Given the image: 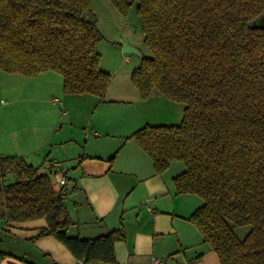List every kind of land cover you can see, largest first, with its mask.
I'll list each match as a JSON object with an SVG mask.
<instances>
[{
  "label": "trees",
  "instance_id": "1",
  "mask_svg": "<svg viewBox=\"0 0 264 264\" xmlns=\"http://www.w3.org/2000/svg\"><path fill=\"white\" fill-rule=\"evenodd\" d=\"M110 1L121 13L135 4L142 21L150 55L131 73L141 98L157 92L183 105L180 123L145 125L132 137L157 173L184 163L176 193L202 199L188 220L220 264H264V27L257 24L264 0ZM89 3L0 0V70L54 71L65 93L103 97L111 75L100 65L102 36L86 17ZM37 218L47 226L34 238L53 235L78 264H117L121 231L68 235L73 222L49 176L21 156L0 155V220Z\"/></svg>",
  "mask_w": 264,
  "mask_h": 264
},
{
  "label": "crops",
  "instance_id": "2",
  "mask_svg": "<svg viewBox=\"0 0 264 264\" xmlns=\"http://www.w3.org/2000/svg\"><path fill=\"white\" fill-rule=\"evenodd\" d=\"M124 44L138 49L140 56L125 52ZM98 48L101 68L111 75L103 97L65 93L63 78L54 71L25 76L0 70V83L13 79L17 87L25 84L28 94L42 95L47 103L45 112L40 111L47 121L40 139H12L0 124V155L21 156L40 174H63L66 185L62 196L73 222L67 233L90 238L121 231L122 239L114 242L117 264H153V257L160 258V264H220L188 220L202 199L176 193L174 178L184 171V163L170 161L157 173L152 158L132 137L145 125L180 123L183 105L157 92L142 99L132 84L133 69L143 56L150 55L144 44L126 37L102 41ZM12 181V175L5 177L6 183ZM67 197L74 198L72 209ZM46 226L45 218L0 220V236L15 238L27 253L17 254L0 245L6 254L0 264H36L29 255L43 257L45 264H78L53 235L31 240Z\"/></svg>",
  "mask_w": 264,
  "mask_h": 264
},
{
  "label": "rangeland",
  "instance_id": "3",
  "mask_svg": "<svg viewBox=\"0 0 264 264\" xmlns=\"http://www.w3.org/2000/svg\"><path fill=\"white\" fill-rule=\"evenodd\" d=\"M86 17L95 20L102 36L101 42H107V40L110 41L112 39H125L127 37L133 43L143 44L142 21L135 4L126 13H121L110 0H90L89 12ZM17 85L19 84L13 79H3L0 83V124L9 133L7 135L12 136V139H40L47 122L46 115L40 111L45 112L47 103L42 95L28 94L25 84H20L19 90H17L19 88ZM36 86L42 87L43 85L37 84ZM33 96L35 97L34 99H32ZM72 199L74 198L67 197L66 199V203L68 206L70 205L71 209L73 207ZM33 239L34 237L31 240ZM0 245L14 253L27 254L22 246L16 243L15 238L10 235H1ZM29 257L36 264H45L43 257L30 255Z\"/></svg>",
  "mask_w": 264,
  "mask_h": 264
},
{
  "label": "built area",
  "instance_id": "4",
  "mask_svg": "<svg viewBox=\"0 0 264 264\" xmlns=\"http://www.w3.org/2000/svg\"><path fill=\"white\" fill-rule=\"evenodd\" d=\"M58 165V164H55ZM50 167H52V165H50ZM49 179L51 182V185L53 187V189L56 192H61L63 193V187L64 185H66V178L63 174L55 172V171H50L49 174ZM82 261L79 260V263H81ZM161 263V259L160 258H156L153 257V264H160Z\"/></svg>",
  "mask_w": 264,
  "mask_h": 264
},
{
  "label": "water",
  "instance_id": "5",
  "mask_svg": "<svg viewBox=\"0 0 264 264\" xmlns=\"http://www.w3.org/2000/svg\"><path fill=\"white\" fill-rule=\"evenodd\" d=\"M257 24L258 26L260 27H264V14H262L258 20H257ZM123 50L127 53H130V54H136V55H139L140 56V52L138 51V49H136L135 47L133 46H130L128 44H124L123 45Z\"/></svg>",
  "mask_w": 264,
  "mask_h": 264
}]
</instances>
